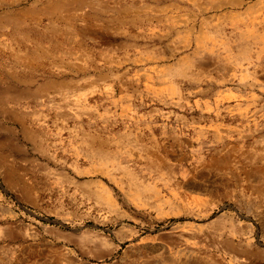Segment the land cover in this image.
Masks as SVG:
<instances>
[{"label":"rangeland","instance_id":"374dc122","mask_svg":"<svg viewBox=\"0 0 264 264\" xmlns=\"http://www.w3.org/2000/svg\"><path fill=\"white\" fill-rule=\"evenodd\" d=\"M263 102L264 0H0V264H264Z\"/></svg>","mask_w":264,"mask_h":264},{"label":"bare ground","instance_id":"6f19581e","mask_svg":"<svg viewBox=\"0 0 264 264\" xmlns=\"http://www.w3.org/2000/svg\"><path fill=\"white\" fill-rule=\"evenodd\" d=\"M244 1V0H243ZM185 2V1H184ZM211 2V1H210ZM230 2H231V0H230ZM241 2V1H240ZM199 3V2H198ZM190 5V4H189ZM199 5H200V3H199ZM198 5V6H199ZM203 5V4H202ZM234 5H236V4H234ZM197 6V5H196ZM233 6V5H232ZM238 6V5H237ZM205 9V8H204ZM198 12V11H197ZM205 12V11H204ZM228 13V12H227ZM207 15V14H206ZM195 16H197L196 14H195ZM220 16V15H219ZM218 16V17H219ZM213 17V16H212ZM222 17V16H221ZM226 17V16H225ZM199 18V17H198ZM211 18V17H210ZM216 18V17H215ZM211 20V19H210ZM199 21V20H198ZM202 21V20H201ZM212 23V22H211ZM215 25V24H214ZM203 26V25H202ZM202 29H204V28H202ZM230 30V29H229ZM235 30V29H234ZM205 31V30H204ZM211 35V34H210ZM218 39V38H217ZM204 41V40H203ZM214 81V80H213ZM208 82V81H207ZM227 82V81H226ZM211 89V88H210ZM209 90V89H208ZM210 91V90H209ZM212 91V90H211ZM256 92V91H255ZM259 94H260V91L258 92ZM179 94V93H178ZM243 94V93H242ZM205 95V94H204ZM215 95V94H214ZM263 95V94H262ZM189 96V95H188ZM195 96V95H194ZM200 96V95H199ZM192 97V96H191ZM176 98V97H175ZM184 98V97H183ZM212 98V97H211ZM203 99V98H202ZM177 100V99H176ZM179 100V99H178ZM190 101V100H189ZM224 101V100H223ZM255 101V100H254ZM261 101V100H260ZM191 102V101H190ZM199 102V101H198ZM257 102V101H256ZM264 103V102H263ZM173 104V103H172ZM187 104V103H186ZM188 105V104H187ZM171 106V105H170ZM223 106V105H222ZM193 107V106H192ZM199 107V106H198ZM197 107V108H198ZM213 107V106H212ZM216 107V106H215ZM252 107V106H251ZM174 109V108H173ZM217 110V109H216ZM222 110V109H221ZM180 111V110H179ZM246 113H247V111H246ZM199 114V113H198ZM202 114V113H201ZM261 114V113H260ZM258 116V115H257ZM240 117V116H239ZM247 121V120H246ZM237 122V121H236ZM259 127V126H258ZM260 132V131H259ZM254 134H255V132H254ZM258 135V134H257ZM255 136H253V138H254ZM251 138V137H250ZM223 139V138H222ZM235 139V138H234ZM246 139V138H245ZM262 140V139H261ZM216 141V140H215ZM246 141V140H245ZM263 141V140H262ZM222 143V142H221ZM228 143V142H227ZM202 144V143H201ZM240 144V143H239ZM249 144V143H248ZM258 144V143H257ZM262 144V143H261ZM213 145V144H212ZM219 146V145H218ZM235 146V145H234ZM239 146V145H238ZM241 146H243V145H241ZM248 146V145H247ZM252 146V145H251ZM196 147V146H195ZM198 147V146H197ZM236 147V146H235ZM244 147V146H243ZM221 148V147H220ZM248 149V148H247ZM246 149V150H247ZM228 150V149H227ZM243 150V149H242ZM190 151V150H189ZM204 151V150H203ZM214 151H215V149H214ZM221 152V151H220ZM193 153V152H192ZM213 153V152H212ZM246 153V152H245ZM251 153V152H250ZM249 153V154H250ZM254 153V152H253ZM202 155H203V153H202ZM241 155V154H240ZM235 156V155H234ZM251 156V155H250ZM191 157V156H190ZM204 157V156H203ZM233 157V156H232ZM248 157V156H247ZM224 158V157H223ZM231 158V157H230ZM237 158V157H236ZM239 158H241L240 156H239ZM254 158V157H253ZM261 158H263V157H261ZM192 159V158H191ZM198 159V158H197ZM247 159V158H246ZM245 159V160H246ZM241 160V159H240ZM239 160V161H240ZM197 161V160H196ZM217 161H218V159H217ZM216 161V162H217ZM226 161V160H225ZM230 161H231V159H230ZM205 162V161H204ZM213 162V161H212ZM220 162V161H219ZM245 162V161H244ZM187 163V162H186ZM231 163V162H230ZM235 163V162H234ZM261 163V162H260ZM232 164V163H231ZM237 164V163H236ZM200 165V164H199ZM234 165V164H233ZM246 165V164H245ZM174 166V165H173ZM208 167V166H207ZM228 167V166H227ZM242 167H243V165H242ZM244 168V167H243ZM259 168V167H258ZM235 169V168H234ZM238 169H240V168H238ZM6 170V169H5ZM215 170V169H214ZM221 170V169H220ZM249 170V169H248ZM254 171V170H253ZM252 171V172H253ZM8 172V171H7ZM242 172H244V171H242ZM249 172V171H248ZM6 173V172H5ZM238 173V172H237ZM264 173V172H263ZM210 174H211V172H210ZM222 174V173H221ZM251 175L253 174V173H250ZM183 175V174H182ZM195 175V174H194ZM236 175V174H235ZM240 175V174H239ZM250 175V176H251ZM10 176V175H9ZM185 176H187V175H185ZM188 176H189V173H188ZM246 176H247V174H246ZM193 177V176H192ZM206 177V176H205ZM237 177V176H236ZM235 178V177H234ZM243 179V178H242ZM256 179V178H255ZM215 180V179H214ZM252 180V179H251ZM171 181V180H170ZM212 181H213V179H212ZM221 181V180H220ZM256 181V180H255ZM207 182V181H206ZM226 182V181H225ZM176 183V182H175ZM181 183V182H180ZM210 183V182H209ZM219 183V182H218ZM236 183H237V181H236ZM223 184V183H222ZM177 185V184H176ZM185 185V184H184ZM212 185V184H211ZM226 185H227V183H226ZM263 185V184H262ZM169 186V185H168ZM207 186V185H206ZM201 187V186H200ZM257 187V186H256ZM172 188V187H171ZM219 188H220V186H219ZM244 188V187H243ZM257 189V188H256ZM216 190V189H215ZM258 190V189H257ZM172 191V190H171ZM192 191V190H191ZM246 191V190H245ZM251 191V190H250ZM254 191H255V189H254ZM168 192V191H167ZM237 192V191H236ZM243 192V191H242ZM255 192H257V191H255ZM261 192V191H260ZM172 193V192H171ZM253 193V192H252ZM182 194V193H181ZM169 195V194H168ZM172 195V194H171ZM214 195V194H213ZM220 195H221V193H220ZM174 196V195H173ZM185 196V195H184ZM207 196V195H206ZM218 196V195H217ZM247 196H248V194H247ZM188 197V196H187ZM258 197H260V196H258ZM185 198V197H184ZM244 198V197H243ZM264 198V197H263ZM212 199V198H211ZM242 199V198H241ZM195 200V199H194ZM247 200H249V199H247ZM264 200V199H263ZM210 201V200H209ZM261 201H262V198H261ZM106 202V201H105ZM105 205V204H104ZM213 205V204H212ZM197 206V205H196ZM112 208V207H111ZM110 208V209H111ZM210 208V207H209ZM213 208V207H212ZM263 208V207H262ZM211 209V208H210ZM204 210V209H203ZM113 211V210H112ZM115 212H116V210H115ZM6 213H8V212H6ZM5 213V214H6ZM208 213V212H207ZM259 215V214H258ZM5 216V215H4ZM262 219V218H261ZM3 221V220H2ZM2 223V222H1ZM18 223V222H17ZM212 224V223H211ZM211 226V225H210ZM22 231V230H21ZM100 238V237H99ZM3 241V240H2ZM21 244V243H20ZM96 245V244H95ZM98 245V244H97ZM21 249V248H20ZM14 251V250H13ZM24 251V250H23ZM51 252V251H50ZM38 253V252H37ZM24 254V253H23ZM43 254V253H42ZM67 254V253H66ZM66 254H64V255H66ZM27 255V254H26ZM44 255V254H43ZM46 255V254H45ZM44 255V256H45ZM63 255V254H62ZM72 255V254H71ZM30 256V255H29ZM39 256V255H38ZM42 256V255H41ZM56 256V255H55ZM36 257V256H35ZM48 257V256H47ZM75 257V256H74ZM135 257V256H134ZM187 257V256H186ZM41 258V257H40ZM50 258V257H49ZM139 258H141V257H139ZM25 259V258H24ZM28 259V258H27ZM30 259H32V258H30ZM142 259V258H141ZM191 259V258H190ZM49 260V259H48ZM65 260V259H64ZM184 260V259H183ZM19 261V260H18ZM22 261V260H21ZM20 261V262H21ZM34 261V260H33ZM66 261V260H65ZM49 262H51L50 260H49ZM67 262V261H66ZM69 262V261H68ZM18 262H16V264H17ZM39 263V262H38ZM42 263V262H41ZM44 263V262H43ZM63 263V262H62ZM25 264V263H24ZM27 264V263H26ZM33 264V263H32ZM64 264V263H63ZM69 264V263H68ZM138 264H140V263H138Z\"/></svg>","mask_w":264,"mask_h":264}]
</instances>
